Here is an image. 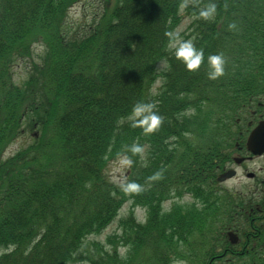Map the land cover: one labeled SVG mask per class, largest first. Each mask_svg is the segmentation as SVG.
I'll use <instances>...</instances> for the list:
<instances>
[{"label": "trees", "instance_id": "1", "mask_svg": "<svg viewBox=\"0 0 264 264\" xmlns=\"http://www.w3.org/2000/svg\"><path fill=\"white\" fill-rule=\"evenodd\" d=\"M81 1L0 0V264H208L235 250L225 232L252 228L256 218L242 208L254 203L216 177L232 159L240 118L264 100V0H101L92 25L69 31ZM209 3L215 15L199 18ZM182 8L191 19L183 38L205 56L195 71L164 35ZM39 44L43 60L16 83L15 66ZM216 53L225 71L210 80L206 59ZM138 100L162 117L150 134L126 120ZM132 143L144 152L128 153L126 179L143 191L125 193L107 160ZM128 200L146 209L145 222L131 212L106 243H86ZM263 241L218 263L264 264Z\"/></svg>", "mask_w": 264, "mask_h": 264}, {"label": "rangeland", "instance_id": "2", "mask_svg": "<svg viewBox=\"0 0 264 264\" xmlns=\"http://www.w3.org/2000/svg\"><path fill=\"white\" fill-rule=\"evenodd\" d=\"M101 0H82L81 2L75 4L74 7L71 8L70 13L68 14V30L70 31L72 27V32H77L79 30V26L82 25V28L92 25L94 23V12L98 10V6L96 3H98ZM190 1V0H189ZM182 21L180 25L176 28L175 32H179L180 36L183 38L185 34L188 32V27L190 24L191 19L185 14V11L182 8ZM33 56L32 59L24 60L20 62L17 66L14 68V79L15 82L18 84H21L25 79L28 77L29 69L33 62H37L40 58L43 60L45 56V50L44 47L39 45L33 46ZM165 61H161L158 64V69L162 70L165 68ZM162 78L159 77L154 81L153 84V92H156L158 87L161 85ZM25 143V141H18L12 144L9 148V151L7 155L13 153L21 143ZM117 158L118 156L114 157L113 159H108L109 162L107 166V175L110 178V180L116 184H119V182L122 179H126L127 177V171L129 168H121L117 164ZM256 163V164H255ZM264 165V157L260 158L257 162H250L247 164L248 166V172L257 173L259 176L258 168L260 166ZM248 178L247 174L245 172H241L240 175H237L236 177L232 178L229 181H226L224 184H222L223 188H229L230 190L235 189H249L251 186L256 184L257 177ZM186 199H184V202ZM171 205V202H168L164 204V207L167 209ZM133 213L137 220L140 222H144L147 217V211L145 208L141 206H136L133 204L131 200L126 201L122 207L120 208L116 218L113 220L112 223H110L106 228H104L101 232L97 234H90L86 238V243H90L92 241H99L102 243H106V239L109 235L114 233H120V220L127 217L128 214ZM227 231L225 232L226 235ZM179 263V262H178ZM176 263V264H178ZM209 263V262H207ZM184 264V263H183Z\"/></svg>", "mask_w": 264, "mask_h": 264}, {"label": "clouds", "instance_id": "3", "mask_svg": "<svg viewBox=\"0 0 264 264\" xmlns=\"http://www.w3.org/2000/svg\"><path fill=\"white\" fill-rule=\"evenodd\" d=\"M216 13V4L209 3L198 12V17L209 19ZM229 29H235V22L228 25ZM164 35L168 38L169 49L172 56L181 62L186 70L195 71L201 63L205 60L204 52L202 49L195 47L190 39H184L180 36L179 32L166 31ZM207 64V78L215 80L222 76L225 71V59L223 54H209L206 59ZM126 120L130 127L140 128L145 134L154 132L162 122V117L156 111V104L151 101L138 100L131 106ZM144 146L139 143H132L126 146L125 152L118 155L117 164L121 168H130L133 160L128 153L133 156L143 154ZM118 187L125 193L143 191V186L136 181L122 179Z\"/></svg>", "mask_w": 264, "mask_h": 264}, {"label": "flooded vegetation", "instance_id": "4", "mask_svg": "<svg viewBox=\"0 0 264 264\" xmlns=\"http://www.w3.org/2000/svg\"><path fill=\"white\" fill-rule=\"evenodd\" d=\"M251 113H252V117L251 120L249 121H247V119L244 116L240 118V122L242 123V131L240 133V138L236 142V153H237V158L241 159L242 161L241 162L237 161L238 163L236 165V170L238 175H240V173L244 171L245 174H247V176H249L250 174H254L253 177H256L258 176L257 173L248 172L249 170L247 164L250 162H257L260 158L264 157V154L260 156L253 155L250 151H248L245 140L246 137L248 139V136L251 133V131L257 128L260 122L264 120V102H259L257 104V108L254 109ZM257 172L259 173V176L257 177L256 182L261 185L264 183V165L260 166ZM257 191L258 189H256L254 193L257 194ZM258 210L261 212V215L259 217H261L262 218L261 220L264 222V212L261 207H258ZM236 254L241 256L242 255L241 250Z\"/></svg>", "mask_w": 264, "mask_h": 264}, {"label": "water", "instance_id": "5", "mask_svg": "<svg viewBox=\"0 0 264 264\" xmlns=\"http://www.w3.org/2000/svg\"><path fill=\"white\" fill-rule=\"evenodd\" d=\"M248 148L256 154L264 152V121H261L259 126L250 135L248 140ZM233 174V171L224 173L221 175L220 180L231 177ZM228 235L232 243L237 242V236L234 233L230 232Z\"/></svg>", "mask_w": 264, "mask_h": 264}]
</instances>
